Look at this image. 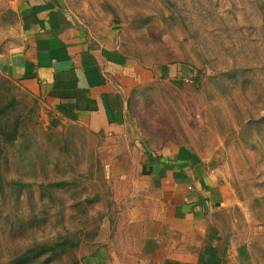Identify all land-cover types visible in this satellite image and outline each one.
<instances>
[{"label": "rangeland", "instance_id": "1", "mask_svg": "<svg viewBox=\"0 0 264 264\" xmlns=\"http://www.w3.org/2000/svg\"><path fill=\"white\" fill-rule=\"evenodd\" d=\"M65 3L133 58L194 77L181 95L169 83L152 89L140 117L162 119L225 173L235 220L255 264H264V0ZM8 53L0 37V264H166L113 232L108 258L89 262L110 231L103 225L115 226L97 137L22 90Z\"/></svg>", "mask_w": 264, "mask_h": 264}, {"label": "crops", "instance_id": "2", "mask_svg": "<svg viewBox=\"0 0 264 264\" xmlns=\"http://www.w3.org/2000/svg\"><path fill=\"white\" fill-rule=\"evenodd\" d=\"M0 29L19 87L97 137L116 228L103 225L110 231L92 258H108L113 232L115 241L162 261L255 264L225 173L162 119L140 117L159 85L181 95L194 80L184 67L133 58L115 34L92 31L65 0H1Z\"/></svg>", "mask_w": 264, "mask_h": 264}, {"label": "trees", "instance_id": "3", "mask_svg": "<svg viewBox=\"0 0 264 264\" xmlns=\"http://www.w3.org/2000/svg\"><path fill=\"white\" fill-rule=\"evenodd\" d=\"M60 110V109H59ZM61 111V110H60ZM62 113H64L65 114V112H63V111H61ZM66 115V114H65ZM68 116V115H67ZM100 254H101V252H100ZM97 254H95L94 253V255H93V257H95ZM101 262L102 261H105L106 259H99ZM98 259H96V258H92V256H91V258H89V262H91V263H96L97 261H99ZM166 264H179L178 262H175V261H170V260H166Z\"/></svg>", "mask_w": 264, "mask_h": 264}]
</instances>
